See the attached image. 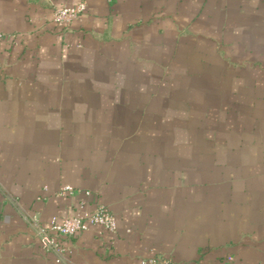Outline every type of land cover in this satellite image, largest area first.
<instances>
[{
    "label": "crops",
    "instance_id": "1",
    "mask_svg": "<svg viewBox=\"0 0 264 264\" xmlns=\"http://www.w3.org/2000/svg\"><path fill=\"white\" fill-rule=\"evenodd\" d=\"M0 35V264H264V0H0ZM97 204L59 253L28 222Z\"/></svg>",
    "mask_w": 264,
    "mask_h": 264
},
{
    "label": "built area",
    "instance_id": "2",
    "mask_svg": "<svg viewBox=\"0 0 264 264\" xmlns=\"http://www.w3.org/2000/svg\"><path fill=\"white\" fill-rule=\"evenodd\" d=\"M50 10L52 14L51 21L54 25L68 27L86 14L87 5L84 2H80L73 7H63L60 9L52 7ZM6 37L11 43H15L17 39L16 35ZM6 37L0 35V42ZM75 193H78V190L72 187H63L55 196L61 198L74 195ZM85 194L88 197L91 196V192L89 191ZM28 222L45 252H62V240L78 237L93 228H100L104 233L109 234H114L117 231L115 216L102 204H97L93 213L88 217L72 215L62 222L53 220L48 224L42 223L35 217H29ZM163 262L162 259H146L141 264H163Z\"/></svg>",
    "mask_w": 264,
    "mask_h": 264
}]
</instances>
